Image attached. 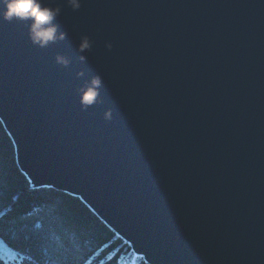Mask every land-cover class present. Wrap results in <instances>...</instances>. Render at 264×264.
I'll list each match as a JSON object with an SVG mask.
<instances>
[{"label": "water", "instance_id": "95a60500", "mask_svg": "<svg viewBox=\"0 0 264 264\" xmlns=\"http://www.w3.org/2000/svg\"><path fill=\"white\" fill-rule=\"evenodd\" d=\"M55 23L40 49L0 22V120L31 188L79 198L147 264H264V0H82Z\"/></svg>", "mask_w": 264, "mask_h": 264}, {"label": "trees", "instance_id": "16d2710c", "mask_svg": "<svg viewBox=\"0 0 264 264\" xmlns=\"http://www.w3.org/2000/svg\"><path fill=\"white\" fill-rule=\"evenodd\" d=\"M0 264H147L79 198L32 189L0 120Z\"/></svg>", "mask_w": 264, "mask_h": 264}, {"label": "clouds", "instance_id": "9594fccd", "mask_svg": "<svg viewBox=\"0 0 264 264\" xmlns=\"http://www.w3.org/2000/svg\"><path fill=\"white\" fill-rule=\"evenodd\" d=\"M67 5L74 12L82 6V0H0V22H22L28 25V37L31 43L40 49H46L65 38L55 23L61 15L62 8ZM92 41L87 35L80 37L78 51L82 54L80 60L86 61L83 53L92 49ZM111 49L112 45H106ZM55 62L63 67H68L70 59L58 54ZM103 87L101 77L96 76L86 80L78 90L79 102L83 109H89L100 100V89ZM112 118L111 110H106L104 119Z\"/></svg>", "mask_w": 264, "mask_h": 264}]
</instances>
